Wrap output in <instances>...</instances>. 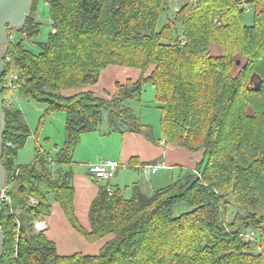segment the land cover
Returning a JSON list of instances; mask_svg holds the SVG:
<instances>
[{
    "label": "trees",
    "instance_id": "obj_1",
    "mask_svg": "<svg viewBox=\"0 0 264 264\" xmlns=\"http://www.w3.org/2000/svg\"><path fill=\"white\" fill-rule=\"evenodd\" d=\"M42 1L51 28L46 41L36 42ZM178 1L159 28L168 0H33L23 27L8 29L1 161L11 202L0 205V264H264V0ZM249 8L253 21L246 24ZM211 45L221 52L213 54ZM239 57L244 62L234 73ZM110 65L141 74L117 81L109 98L85 89ZM13 74L16 95L45 106L34 136L52 113H66L65 142L55 157L37 149L31 163H16L31 129L7 100ZM147 84L155 89L161 139L203 156L151 193L136 182L127 198L101 184L87 230L75 213L74 150L84 133L99 129L104 110L110 132L157 142L153 126L130 105L142 100ZM128 164L139 170L144 163L132 157ZM55 201L88 241L111 235L99 253L61 255L37 230L35 221ZM249 229L258 232L256 241L246 238Z\"/></svg>",
    "mask_w": 264,
    "mask_h": 264
},
{
    "label": "rangeland",
    "instance_id": "obj_2",
    "mask_svg": "<svg viewBox=\"0 0 264 264\" xmlns=\"http://www.w3.org/2000/svg\"><path fill=\"white\" fill-rule=\"evenodd\" d=\"M168 10L161 14L159 19L158 27H162L166 22L167 18L173 17V13L176 10V6H179L180 2L178 0H168L167 2ZM249 12L246 13L245 22L246 24H251L253 21V12L252 8H249ZM37 20L40 22V34L35 37L36 42L46 41L48 34L50 32V7L47 2L42 1L39 5V12L36 16ZM211 51L213 54H218L221 52L220 48L215 45H211ZM240 58V57H239ZM240 65L235 66L234 73L238 72L243 65V58ZM137 73V68L123 67V66H110L109 68L103 70L102 77L98 84V88L102 87V92L107 87H110L114 84V81H122L121 78H126L128 75L133 76ZM125 80V79H123ZM115 81V82H116ZM17 96V95H16ZM104 97V96H101ZM142 100H132L130 101L131 107L134 109V112L142 117V120L146 123H149L153 126L155 133L160 134V110L156 107L157 103L155 102V89L152 84H147L144 87V91L141 97ZM14 103L21 108L24 113L30 129L31 135L27 143L21 147L18 151L16 157V163L28 164L31 163L35 157L37 149L41 151H46L52 157H55L58 150L64 145L65 142V119L66 113L64 111H58L52 113L46 120L45 124L42 126L41 130L38 133V136H34L35 132L38 129L40 123V117L44 112V104L35 102L34 100L23 99L20 97H15ZM108 111L104 110L103 112V121L96 131H91L86 135L85 140H80L79 144L76 146L73 153V163L71 165L73 171L83 170L84 164L87 162V156L92 155L97 161L101 158H108L115 154L118 150L117 144L120 135L124 134L119 131L110 132V127L108 124ZM114 132H116L114 134ZM111 133V135H109ZM126 133V132H125ZM94 161V162H97ZM87 165V164H86ZM128 174L124 176L125 184L121 185V190L125 197L129 198L133 194V185L135 182H138L144 179L157 178L162 179L161 175L164 173V169H161L157 174H145L140 170H127ZM166 175V174H165ZM168 176H166L167 178ZM164 181V180H162ZM106 182V181H105ZM169 182V181H168ZM165 185L166 183H162ZM162 185V186H163ZM140 186V185H139ZM143 192L151 193L153 190L148 191L143 188ZM188 207H186L187 209ZM236 213V207L233 205L230 207V217L232 218ZM246 238L249 240L256 241L258 239V232L253 230H247ZM84 251L86 252L85 247H77L74 249H69V251ZM60 253L66 251L65 249L59 248ZM94 252V251H93Z\"/></svg>",
    "mask_w": 264,
    "mask_h": 264
},
{
    "label": "crops",
    "instance_id": "obj_3",
    "mask_svg": "<svg viewBox=\"0 0 264 264\" xmlns=\"http://www.w3.org/2000/svg\"><path fill=\"white\" fill-rule=\"evenodd\" d=\"M110 66H108L107 68H109ZM102 72L100 78L102 77ZM140 74L141 71L137 69V73H135L133 76L128 75L126 78H121V82H124L128 78L137 79ZM115 81L113 85L105 88L104 92L101 91L102 87L98 88L100 80L95 86H87L85 87V89L93 90L97 96H104L109 98V93L112 94L115 90V83L117 82ZM88 133L90 132L84 133L81 136V140H85ZM115 133L116 132H114V134ZM109 135H111V133H109ZM156 136L158 138L157 142L150 141L146 138L145 135L135 132H126L120 135L121 139H119V142L117 144L118 150L115 152V154L108 158H101L116 159L122 162V166L110 181L112 187L121 188L120 186L126 183L124 180V176L128 174L127 170H137L136 168H132L128 164L132 157H135L139 163L162 161L167 165V167L164 168V170L166 171H164V173H162L161 175L162 179H157L155 177L148 180L141 179V181H139L141 190L145 188L148 191H154L155 189L168 185L173 180V178L177 177L178 172H180V166H183L184 168H193L203 156L202 152L192 153L186 151L185 149L169 145L163 139H161L160 134H156ZM87 157V162L84 164L83 170H72V184L75 188V213L81 225L87 230H90V205L97 195L100 185L106 184L107 182L98 181L89 173L88 166L86 164L97 160L92 155ZM158 172H156L155 174H157ZM166 176L168 177L166 178ZM162 183L166 184L163 185ZM43 220L47 223V229L45 230V232L50 239L56 242L57 250H59V248L66 250L61 253L58 251V253L61 255H70L76 252H83L85 254H97L99 253L105 242L111 238V235H108L94 242L88 241L83 235H81L71 226L63 209L56 201L53 203L51 213L49 215H46ZM79 246L85 247L86 252L80 250L69 251V249H74Z\"/></svg>",
    "mask_w": 264,
    "mask_h": 264
},
{
    "label": "water",
    "instance_id": "obj_4",
    "mask_svg": "<svg viewBox=\"0 0 264 264\" xmlns=\"http://www.w3.org/2000/svg\"><path fill=\"white\" fill-rule=\"evenodd\" d=\"M33 0H0V194L7 187V173L2 164L3 136L6 131L4 97L1 78L6 71L5 55L9 43L8 29L18 30L25 24L32 7ZM240 64V60H237ZM5 237L0 229V258L2 256Z\"/></svg>",
    "mask_w": 264,
    "mask_h": 264
},
{
    "label": "built area",
    "instance_id": "obj_5",
    "mask_svg": "<svg viewBox=\"0 0 264 264\" xmlns=\"http://www.w3.org/2000/svg\"><path fill=\"white\" fill-rule=\"evenodd\" d=\"M176 10H179V6H176ZM17 75L13 74L10 77V80L7 84V88L10 90V94L7 97L8 101H14L17 91V84H16ZM10 145L11 143L8 142ZM38 150L42 153L41 149L38 148ZM89 173L98 181H106L108 184V191L112 192V185L110 184V181L113 179V177L118 172L119 168L122 166V162L116 159H101L98 162H89L87 164ZM167 165L162 161H155V162H149L144 163L139 166V170L145 174H155L161 169L166 168ZM19 169H16V172H18ZM8 187V185H7ZM7 187L2 191L0 194V205L1 203L5 202H11V197L7 193ZM30 200L33 203H37V200L33 197H30ZM35 225L37 230L39 231H45L47 229V223L43 219H38L35 221Z\"/></svg>",
    "mask_w": 264,
    "mask_h": 264
}]
</instances>
